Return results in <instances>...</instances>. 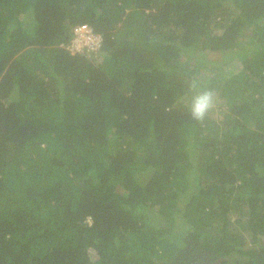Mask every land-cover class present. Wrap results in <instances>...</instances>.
Listing matches in <instances>:
<instances>
[{
    "label": "trees",
    "instance_id": "16d2710c",
    "mask_svg": "<svg viewBox=\"0 0 264 264\" xmlns=\"http://www.w3.org/2000/svg\"><path fill=\"white\" fill-rule=\"evenodd\" d=\"M0 264H264V0H0Z\"/></svg>",
    "mask_w": 264,
    "mask_h": 264
},
{
    "label": "clouds",
    "instance_id": "9594fccd",
    "mask_svg": "<svg viewBox=\"0 0 264 264\" xmlns=\"http://www.w3.org/2000/svg\"><path fill=\"white\" fill-rule=\"evenodd\" d=\"M190 88L195 93L189 106L191 116L194 120L204 121L215 107V94L211 89L201 90L196 80L191 82Z\"/></svg>",
    "mask_w": 264,
    "mask_h": 264
},
{
    "label": "built area",
    "instance_id": "2783aa9c",
    "mask_svg": "<svg viewBox=\"0 0 264 264\" xmlns=\"http://www.w3.org/2000/svg\"><path fill=\"white\" fill-rule=\"evenodd\" d=\"M103 44V37L95 33L88 24L79 25L76 28V35L70 45L73 51L87 50L96 51Z\"/></svg>",
    "mask_w": 264,
    "mask_h": 264
},
{
    "label": "rangeland",
    "instance_id": "374dc122",
    "mask_svg": "<svg viewBox=\"0 0 264 264\" xmlns=\"http://www.w3.org/2000/svg\"><path fill=\"white\" fill-rule=\"evenodd\" d=\"M223 59H224V57H223ZM229 66H230L229 67L230 70L236 71L237 67H241V62H239L237 58L231 56V61H229Z\"/></svg>",
    "mask_w": 264,
    "mask_h": 264
}]
</instances>
